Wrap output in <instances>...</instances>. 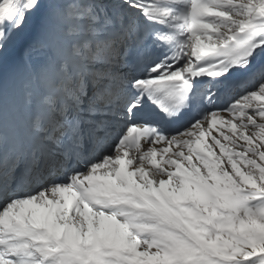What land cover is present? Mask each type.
<instances>
[{
	"label": "snow or ice",
	"instance_id": "1",
	"mask_svg": "<svg viewBox=\"0 0 264 264\" xmlns=\"http://www.w3.org/2000/svg\"><path fill=\"white\" fill-rule=\"evenodd\" d=\"M0 264H264V0H0Z\"/></svg>",
	"mask_w": 264,
	"mask_h": 264
}]
</instances>
